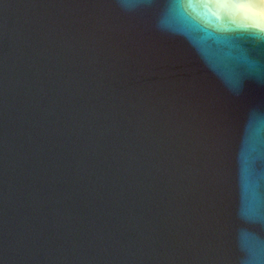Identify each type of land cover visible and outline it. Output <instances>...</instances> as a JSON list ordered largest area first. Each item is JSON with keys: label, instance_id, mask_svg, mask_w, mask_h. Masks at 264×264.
<instances>
[{"label": "water", "instance_id": "95a60500", "mask_svg": "<svg viewBox=\"0 0 264 264\" xmlns=\"http://www.w3.org/2000/svg\"><path fill=\"white\" fill-rule=\"evenodd\" d=\"M263 0H0V264H264Z\"/></svg>", "mask_w": 264, "mask_h": 264}, {"label": "snow or ice", "instance_id": "6c2138e0", "mask_svg": "<svg viewBox=\"0 0 264 264\" xmlns=\"http://www.w3.org/2000/svg\"><path fill=\"white\" fill-rule=\"evenodd\" d=\"M209 9L217 10L225 20H232L233 26L237 31L254 38L257 46L264 50V31L253 26L248 20L240 16L237 9L233 7L231 2L228 3H210L206 5Z\"/></svg>", "mask_w": 264, "mask_h": 264}, {"label": "bare ground", "instance_id": "6f19581e", "mask_svg": "<svg viewBox=\"0 0 264 264\" xmlns=\"http://www.w3.org/2000/svg\"><path fill=\"white\" fill-rule=\"evenodd\" d=\"M264 1V0H263Z\"/></svg>", "mask_w": 264, "mask_h": 264}]
</instances>
